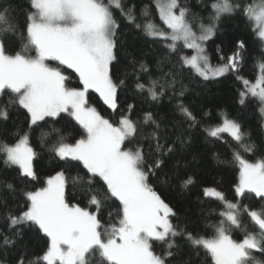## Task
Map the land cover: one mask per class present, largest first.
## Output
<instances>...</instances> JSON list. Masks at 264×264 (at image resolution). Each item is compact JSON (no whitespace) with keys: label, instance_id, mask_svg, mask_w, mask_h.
I'll return each mask as SVG.
<instances>
[{"label":"snow or ice","instance_id":"snow-or-ice-1","mask_svg":"<svg viewBox=\"0 0 264 264\" xmlns=\"http://www.w3.org/2000/svg\"><path fill=\"white\" fill-rule=\"evenodd\" d=\"M154 2L167 31L147 11L139 20L136 6L125 0H27L26 9L14 7L13 0H0V124L11 119L13 108L25 110L27 121L24 129L15 132L14 140L0 138V158L5 166L16 168L19 177L42 183L39 188L22 190L23 205L6 213V227L0 229V254L18 246L24 227L44 239L40 252H21L14 264H192V255L199 257L201 251L205 264H264L254 254L264 256V207L250 209L226 200L215 187H206L204 195L220 201L224 208L218 213L219 222L206 226L211 234L173 223L177 213L158 194L153 180H161L159 172L176 144L190 141L180 133L170 142L169 125L157 113L145 110L134 117L136 104L121 99L131 78L135 91L151 101H160L166 93L174 97L175 111L187 129L199 125L200 119L184 103L185 89L174 66L164 71L175 53L181 69L205 81L234 74L242 84L239 103L256 101L264 126V60L257 61L258 73L250 81L241 75L243 39L217 65L211 63L205 47L222 19L234 16H242L264 45V0H207V14L200 17H190L182 0ZM117 12L152 40L163 42L168 52L157 63L159 77L153 78L148 64L135 57L128 59V66H120ZM194 19L198 31L193 28ZM182 49L194 54L186 55ZM90 93L98 95L109 116L90 103ZM61 114L71 117L82 130L73 142L67 141L61 129L48 126L49 120ZM37 131L42 145L55 134L49 151L65 164L76 162L83 174L72 176L61 168L43 178L34 164L39 156L32 142ZM203 131L207 138L222 143H227L222 134H228L235 144L232 157L239 166L235 194H252L264 202V159L250 162L240 151L255 150L250 133L227 114ZM194 182L187 176L181 186L187 188ZM69 185L79 188L93 210L70 202ZM4 189L0 203L7 207V194L18 189L10 182L4 183ZM110 202L118 203L113 207ZM105 208L109 209L107 220ZM241 211L258 231L244 229V238L238 241L231 230L241 228Z\"/></svg>","mask_w":264,"mask_h":264},{"label":"trees","instance_id":"trees-1","mask_svg":"<svg viewBox=\"0 0 264 264\" xmlns=\"http://www.w3.org/2000/svg\"><path fill=\"white\" fill-rule=\"evenodd\" d=\"M125 2L136 6V14L139 20L143 19L141 13L147 11L158 27L163 22L159 18L154 0H125ZM182 3L190 9V17L192 14H196L197 17L206 16L207 14L208 10L204 6L207 0H182ZM13 6L26 9L27 0H13ZM116 18L121 25L117 33V51L120 66H128V59L135 57L137 60L148 64L153 78L159 77L161 72L157 69V63L168 52L163 46V42L152 40L142 30L136 29L124 21L118 12ZM204 22L208 23L207 20ZM197 23L198 20H192L194 30L197 29ZM240 39H243L246 44L245 50L241 53L244 57L241 75L250 81H254L258 73L257 61L264 60V45L256 39L242 16L222 19L216 35L206 42L207 54L213 65L221 64L236 51V42ZM182 51L186 55H192L190 51L188 52L185 49H182ZM221 56L224 57V60H221ZM170 66H174V70L178 74V80L182 81L185 89L184 103L200 119L201 123L199 125L187 129L183 117L175 111L176 99L174 97L166 93L160 101H151L146 94L141 95L135 91L131 78L128 80L127 88L121 92V99L125 103L136 104L134 117L139 116L145 110L157 113L161 121L169 125L170 142L180 133H184L190 141L184 145L176 144V151L167 158L166 165L159 172L161 180H153V183L161 198L176 211L177 216L172 218L173 223L179 224L181 227L187 224L190 228L211 234L212 230L206 226L218 223L221 219L218 213L223 211L224 208L220 201L207 198L203 193L204 188L215 187L223 192L226 200L247 205L250 209L262 208L264 202L254 198L252 194L246 193L245 197L242 198L235 194L234 187L238 183L239 177V166L232 157V149L235 144L228 135H223L227 143L207 138L203 128L209 124L219 123L221 116L227 114L229 118H233L242 124L250 133L251 141L256 145L252 153H245L240 150L241 155L250 162L264 159V126H262L258 111L259 105L254 100L247 101L245 105L239 103V92L242 90V84L232 73L205 81L190 74V70L181 69L175 53L169 56V63L165 64L164 71H168ZM68 71L70 72V70ZM142 78L146 79L147 77ZM76 83L77 80L73 74V85ZM180 86L181 84L178 83L177 87ZM90 103L102 115L106 117L110 115V110L102 103L97 94L90 93ZM206 112L210 115L203 116V113ZM10 114L11 119L4 124H0V138L14 140L15 132L24 129L26 126V112L23 109L13 108L10 110ZM111 117L115 119V114H111ZM173 124H175L174 129ZM48 126L61 129L68 142L78 139L77 132L82 131L67 114H61V117L49 120ZM145 130L147 131L148 127ZM54 139L55 134L50 136L48 141L42 145L39 139V131L35 133L33 138V146L39 153L34 164L41 176L46 178L48 174H55L61 168L72 176H75L77 172L83 174L82 167L76 162L65 164L53 156L49 151V145ZM187 176H192L195 182L184 188L181 186V181ZM5 182L13 183L18 190L15 194H7V207L0 203V229L6 227V213L9 210L18 211L19 206L23 205L22 190H32L42 186L41 182H29L19 177L18 170L14 167L5 166L3 159L0 158V191H6L4 189ZM67 198L73 204L89 207L90 211L93 210L88 206L87 198L79 188L73 189L69 185ZM116 203L118 202H110L113 207ZM108 210V208L103 210L105 220L108 218ZM240 221L241 228L231 230L233 239L242 240L245 235L244 229L249 232L258 231L257 226L250 221L248 215L243 211L240 214ZM177 240L183 243L182 238L178 237ZM43 248L44 239L38 236L34 230L24 227L23 238L18 246L7 254H0V262L14 264L15 257L21 252L26 251L31 255L40 252ZM185 251H188L187 245H185ZM254 254L257 259L264 260V256L261 254ZM191 261L192 264H205L204 253L201 251L199 257L192 255Z\"/></svg>","mask_w":264,"mask_h":264},{"label":"rangeland","instance_id":"rangeland-1","mask_svg":"<svg viewBox=\"0 0 264 264\" xmlns=\"http://www.w3.org/2000/svg\"><path fill=\"white\" fill-rule=\"evenodd\" d=\"M161 29H164V30H166L167 31V28H166V25H164V23L162 22V23H160V26H159ZM195 30H197L198 31V29H195ZM179 47V46H178ZM205 47H206V44H205ZM186 51H190V52H192V54H194V52H193V50H191V49H185ZM210 80H214V79H210ZM222 135H228V134H222ZM207 198H209V199H213V198H211V197H207ZM240 198H242V197H240ZM214 200H216V199H214ZM218 201V200H217Z\"/></svg>","mask_w":264,"mask_h":264}]
</instances>
